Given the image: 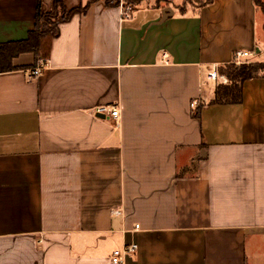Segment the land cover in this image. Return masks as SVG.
I'll list each match as a JSON object with an SVG mask.
<instances>
[{
	"label": "crops",
	"instance_id": "0c3cea01",
	"mask_svg": "<svg viewBox=\"0 0 264 264\" xmlns=\"http://www.w3.org/2000/svg\"><path fill=\"white\" fill-rule=\"evenodd\" d=\"M53 1L0 0V44ZM186 1L122 19L62 0L89 4L47 57L0 73V264H109L128 245L124 264H264V76L221 100L207 79L239 50L264 63V0Z\"/></svg>",
	"mask_w": 264,
	"mask_h": 264
},
{
	"label": "trees",
	"instance_id": "16d2710c",
	"mask_svg": "<svg viewBox=\"0 0 264 264\" xmlns=\"http://www.w3.org/2000/svg\"><path fill=\"white\" fill-rule=\"evenodd\" d=\"M143 1L145 0H126V3L135 6ZM254 1L258 8H262L261 0ZM208 2L210 0L204 1L201 5ZM107 3L110 5L109 0ZM88 4L68 10L63 5L62 0H54L52 8L48 12L42 11L39 4L35 14L34 28L28 33L27 38L22 41L0 44V73L14 71L16 68L12 65V60L20 54H32L35 59L47 57L52 41L58 36L59 25L69 21L75 15L84 14ZM231 66L221 71L223 73L230 69L229 72H225L229 84L217 88L216 98L218 100H221V97L235 99L239 95L241 84L244 81L264 76V63L243 65L235 70ZM195 116L196 118L199 117L198 112L195 113ZM176 176L179 177V174Z\"/></svg>",
	"mask_w": 264,
	"mask_h": 264
},
{
	"label": "built area",
	"instance_id": "2783aa9c",
	"mask_svg": "<svg viewBox=\"0 0 264 264\" xmlns=\"http://www.w3.org/2000/svg\"><path fill=\"white\" fill-rule=\"evenodd\" d=\"M109 4L118 8L120 11V17L122 19L132 18L135 8L131 4H127L126 0H109ZM254 53L250 51H236L234 53L233 65H238L241 63H250L251 58ZM166 58V56H164ZM47 66L46 58L38 60L32 69H30L31 77L38 76L42 70ZM207 79L214 83H225V77L218 74L216 70L211 71L207 74ZM195 103L191 104V107H194ZM94 113L97 115L109 116L111 118H118L119 111L116 107L112 106H98L94 109ZM118 214V212H116ZM136 251L135 245H128L123 247L121 250H116L111 254L109 258V264H124V257L127 255L134 254Z\"/></svg>",
	"mask_w": 264,
	"mask_h": 264
},
{
	"label": "rangeland",
	"instance_id": "374dc122",
	"mask_svg": "<svg viewBox=\"0 0 264 264\" xmlns=\"http://www.w3.org/2000/svg\"><path fill=\"white\" fill-rule=\"evenodd\" d=\"M107 1V0H106ZM204 1H206V0H187L186 1V3L187 4H190L192 7H198V6H200ZM186 8V6L185 5H181L180 7H179V9H181V10H184ZM258 18H257V29H256V31H257V38H258V40H260V42H261V40H262V42H263V40H264V15H263V13H259L258 14V16H257ZM257 62H250V63H241V64H238V65H232L231 67H232V69H239L240 67H242L243 65H249V64H256ZM230 71V69L228 70H226V71H224L223 73L221 72V73H219V75H221V76H224L225 77V83H218V82H216V83H214V87H216V89L218 88V87H220V86H222V85H228L229 84V82H228V77L226 76V74H225V72H229Z\"/></svg>",
	"mask_w": 264,
	"mask_h": 264
}]
</instances>
